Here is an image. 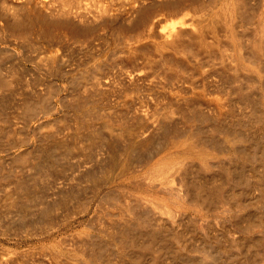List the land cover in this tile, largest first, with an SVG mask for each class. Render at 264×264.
<instances>
[{
	"label": "bare ground",
	"instance_id": "obj_1",
	"mask_svg": "<svg viewBox=\"0 0 264 264\" xmlns=\"http://www.w3.org/2000/svg\"><path fill=\"white\" fill-rule=\"evenodd\" d=\"M34 1L43 8L51 3ZM119 1L132 9L140 2ZM260 1L255 11L250 0H206L199 15L170 7L168 24L153 16L145 20V36L153 37L147 42L152 53L205 55L198 57L207 64L202 72H215L228 84L230 101L240 103L238 112L221 94L204 107L203 101L196 106L194 99L175 97L163 109L136 110L134 120L127 122L124 112L123 118L100 114L81 97L71 103L65 96L53 100L50 91H40L38 79L26 77L25 67L8 64L14 50L0 46V264H142L151 253L165 254L169 260L156 256L151 264H264V0ZM186 57L178 54L182 61ZM148 60L143 63L150 67L155 59ZM129 69L126 74L132 80L145 72ZM59 111L58 117L42 119ZM20 119L28 132L24 140L15 139L12 131ZM57 119L68 133L54 132ZM92 207V217L87 218L91 222L69 235L71 242L64 245L49 240L50 244L22 250L2 239L49 236Z\"/></svg>",
	"mask_w": 264,
	"mask_h": 264
},
{
	"label": "rangeland",
	"instance_id": "obj_2",
	"mask_svg": "<svg viewBox=\"0 0 264 264\" xmlns=\"http://www.w3.org/2000/svg\"><path fill=\"white\" fill-rule=\"evenodd\" d=\"M48 1L51 3H49V5H47L46 8H43L39 4H37V2L34 0H0V46L5 47L7 45L14 50L15 53L13 57L7 58L8 64H11L12 62L14 63L18 62L19 64H21L22 68L25 67V74L27 75L25 76L29 78L30 80L38 79L40 81V85H39L40 91H42L44 94H47L50 91L51 92L50 95L52 96L54 95L53 100L56 99L57 101L61 98L63 99L66 98V100L64 101L71 103L73 100H79L81 97V99L83 98L82 100L84 102L86 103L88 102L87 103L88 105L97 106L100 109L99 111H101L99 112L100 114H107L110 116L117 115V117H122V115H124L123 114L124 112L125 115L123 117L125 118L123 117L122 118L125 119L127 122L133 121L134 116L139 110L147 109L149 111H153L155 109H163L162 107L165 106V104L167 105L170 101L172 102L176 98H181V99L187 98V100L189 99L195 100V98L197 100L199 98L200 100L198 99L197 102H195L196 100L195 101L191 100V102L193 101L192 103H194L196 106L198 105L200 106V102L203 101L202 102L203 104L202 103L201 104L204 107L205 104L207 105L209 102L216 101L215 98L220 97V94H221V96L226 97V98L222 97V99L226 100L224 101V103L226 102V105L228 104L227 106L231 107V108L229 107L230 109H233L234 107L235 112L236 111L238 112V110H240L239 108L240 103L234 100L232 102L230 101L231 99L229 98V96H232L233 92L231 93L232 90H230L231 88H229L228 84L226 82L224 83V81L221 80L219 75L215 72L213 73L211 72L210 74L207 73V75H205L202 72L201 69L203 68V70H205L207 68L206 66L207 64L206 62L203 63L202 60H199L198 57L199 55L201 57L205 55L197 54V53L194 54V52H190L189 55H187L186 53L185 55V51H184V54H180L181 52L177 53L176 54L177 57L169 55V54L168 56L166 55L167 57L166 56L158 57L160 55H158V53H156L155 50L154 51L157 54V56L155 55L154 52L153 54L152 53L153 48L147 45V42H149L150 40H153L152 39L153 37L148 38L147 36H145L146 35L145 30H147L146 28L147 26L145 27L147 22H145V20L147 18L150 19L153 16L151 19L155 17L153 20L155 19L158 20L159 18L162 19V15H163V18L164 16L165 18L167 16H168L167 18H169L170 10L176 7H182L184 9L183 12L188 10L187 11L188 13L192 12L194 14L197 13L199 15L200 12H202L200 8L204 2L206 3V0L205 1L204 0H193V1L192 0H168V1L167 0H151V1L150 0H142V1L140 0V2L138 1L133 9L130 8L129 4L122 3L119 0H77L79 3L76 0H48ZM250 2H251V5H255L253 7H255L254 10L257 11L260 7V5L258 6V4H261V1L254 0V3H253V1L250 0ZM78 4L79 6L77 7ZM199 4H200V7H198ZM66 11H67V14H66ZM63 15H68V16H63ZM18 17L19 19H17ZM58 17L62 19H57ZM167 18L165 20L166 22L164 21V19L162 21L161 19H159L160 22H162L160 24L162 25L168 24L170 22L168 20H171L172 18L168 20ZM149 19L146 21L151 20ZM48 32H50L52 38L48 37L50 36V35H47ZM25 34L28 36H26ZM52 34L54 35V37ZM51 39H53L54 42ZM134 47H136V49ZM178 54L179 56L180 55L187 56L186 58H184L185 60H183L185 61L184 64L181 58H178ZM132 55L135 57L132 58L133 57ZM39 56H42V58H47V59H49L50 57L52 58V59L50 58L51 62L49 60L47 61V59L43 60L45 61V63H48V66L50 67L48 68L49 69L48 71H47L48 66L45 68L40 67L42 66L40 64H43V66H46L47 64L43 63L41 57H40L41 60H38ZM48 56L50 57L48 58ZM146 56H148L149 58ZM156 57H158L159 60ZM190 57L191 58L193 57L192 60L190 59ZM127 58L130 60H128ZM152 58L155 60H152ZM160 58H162V61L160 60ZM167 58L168 60L164 61V59H167ZM174 58L175 59L178 58V59H176L174 62ZM148 59L152 60L149 62L152 66V67L150 66L151 68L146 65L144 66V64L149 61ZM38 61H42V63ZM55 61L58 63H56ZM143 61L145 63H143ZM157 61L159 62L161 61V62L158 63ZM195 61H196V64H194ZM168 63H171L172 65ZM175 63H177V65L179 64L178 66L180 70L179 68H177L178 66H176ZM55 65H58L56 67L57 69L55 68ZM190 65L192 68H190ZM194 65H196V68H194L195 67ZM167 67H170V68H167ZM197 67H199V69ZM175 68L177 69V72ZM54 69L57 70L58 72L55 71ZM128 69L134 70L133 72L134 74H136L138 70L139 71L141 70V72L143 71L145 72L139 76L135 75L134 79L132 80V78H129L130 76L127 75L128 73L126 74V71H128ZM169 69L173 71L169 72ZM156 70H157V73L159 74L155 72ZM199 70H201V72ZM146 72H148L147 75H145ZM183 74L184 75L186 74V75L184 76ZM158 75H160L161 78L158 77ZM73 76H74V79H73ZM139 78H142V79H139ZM54 84L55 85L57 84L58 86L56 85L57 86L56 87ZM224 84H226V86ZM185 86H190V87L188 88ZM46 88H48V90H46ZM143 88L144 89L146 88V89L144 90ZM116 89L118 90V92ZM29 90H27L26 88V91L29 92ZM180 90L183 92H181ZM26 91L24 89V93H26ZM175 91L176 93L178 92L179 94L178 93L174 94ZM226 91L229 94L227 95L228 97L224 95L225 93L223 94V92H226ZM184 93L187 96H185ZM173 94L175 96H173ZM191 95L195 97L193 98ZM63 96H65V98ZM22 97L23 96H21V98ZM131 97L134 99H132ZM157 99H160V100H157ZM198 101H199V104H198ZM89 103H92V104H89ZM58 105H60V103ZM106 110L107 111L109 110L108 112L110 114L107 113ZM119 111L120 113L122 111L121 116H120ZM60 112L61 111L46 115V117L44 116V118L42 119L45 120L46 118L47 120L49 119V117L51 118L58 117ZM114 113H116V115ZM118 113H119V116H118ZM126 117L129 120H127ZM20 121H21V125H20ZM20 121L14 122V124L12 123L13 124L12 125L13 134L17 136V138L16 136H14L15 139H18V136L23 138L24 136H26V134L28 136V132L26 130L27 128L25 129L24 127L25 125H23V122L21 119ZM56 121L58 122L55 123V120L52 122L53 125L54 123L56 125V126L55 125L52 126V128L55 133L59 134L60 132L61 134V132H63L66 128L61 129L59 126V119H57ZM31 123L32 125H34L36 122L35 120H33ZM71 123H73V121ZM18 126L19 127L21 126V127L19 128ZM45 126L47 127L46 124ZM45 126L44 128H46ZM58 127L60 130L57 129ZM21 128L22 129L24 128L27 133L25 132L24 129L22 130ZM65 131L63 132L64 134L68 133L70 129L67 130L66 133ZM15 133H18V134H15ZM22 140H24V138ZM92 209L93 207L90 209V211H88L86 214L82 216L78 215L77 218L76 216L73 217L72 218L73 220L72 219L69 220V223L68 221H65V223H62L63 225L61 224L60 228L50 233L49 236H33L29 238L23 237L24 239L20 237L12 238V236H9V237H2V239L4 240V242L6 241L5 243H8L14 247H17V249H22V250L24 249L28 250L29 248L36 247L44 243L50 244L51 242L59 243L62 241V244L64 245L65 242L66 243H68L69 241L71 242L70 240L71 236L69 238L68 237L69 235H72L74 232L81 230L85 226H87L86 224L88 223L87 220L91 222L90 219H87V218L92 217V212H93ZM82 218L83 219L85 218L84 219L85 222L83 221ZM65 224L67 225L65 226ZM65 234L67 236H64ZM11 238L14 242L11 240ZM57 239L58 241H54ZM49 240L50 241L52 240V241L50 242ZM32 243L34 244L32 245ZM21 247H24V248H21ZM161 255L163 259H166L167 261H169L165 254L159 253L158 255L157 253H154V255H152L151 253L147 255L146 258L145 257L142 258L141 260L143 261L142 264H146L147 261H148L147 264L149 262H150L149 264H151L152 263L151 261H153L154 257L161 256ZM248 259H250V257ZM248 261H251V260H248ZM30 262L36 263L33 261H29V263Z\"/></svg>",
	"mask_w": 264,
	"mask_h": 264
}]
</instances>
